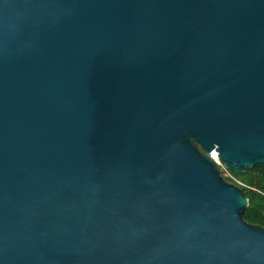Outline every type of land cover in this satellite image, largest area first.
I'll use <instances>...</instances> for the list:
<instances>
[{
    "label": "water",
    "instance_id": "95a60500",
    "mask_svg": "<svg viewBox=\"0 0 264 264\" xmlns=\"http://www.w3.org/2000/svg\"><path fill=\"white\" fill-rule=\"evenodd\" d=\"M214 153L264 166V0H0V264H264Z\"/></svg>",
    "mask_w": 264,
    "mask_h": 264
},
{
    "label": "trees",
    "instance_id": "16d2710c",
    "mask_svg": "<svg viewBox=\"0 0 264 264\" xmlns=\"http://www.w3.org/2000/svg\"><path fill=\"white\" fill-rule=\"evenodd\" d=\"M230 172L246 185H239L248 198V206L242 211L243 218L264 227V166H255L245 172Z\"/></svg>",
    "mask_w": 264,
    "mask_h": 264
},
{
    "label": "rangeland",
    "instance_id": "374dc122",
    "mask_svg": "<svg viewBox=\"0 0 264 264\" xmlns=\"http://www.w3.org/2000/svg\"><path fill=\"white\" fill-rule=\"evenodd\" d=\"M216 162H217V168L219 169L220 174L222 175V177H223L225 180H227V181H229V182L236 183L237 185H240V186H246V185L241 181V178L232 175L231 172H230V170H228L227 168L223 167V166L221 165V163L219 162L218 159L216 160Z\"/></svg>",
    "mask_w": 264,
    "mask_h": 264
},
{
    "label": "bare ground",
    "instance_id": "6f19581e",
    "mask_svg": "<svg viewBox=\"0 0 264 264\" xmlns=\"http://www.w3.org/2000/svg\"><path fill=\"white\" fill-rule=\"evenodd\" d=\"M212 156H213V158L215 159V160H217L218 158H217V155L214 153V154H212Z\"/></svg>",
    "mask_w": 264,
    "mask_h": 264
}]
</instances>
